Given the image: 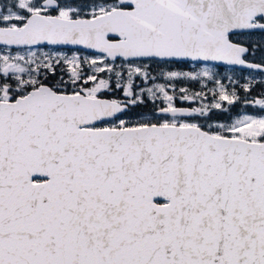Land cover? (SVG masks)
<instances>
[{
  "label": "snow or ice",
  "instance_id": "6c2138e0",
  "mask_svg": "<svg viewBox=\"0 0 264 264\" xmlns=\"http://www.w3.org/2000/svg\"><path fill=\"white\" fill-rule=\"evenodd\" d=\"M0 264H264V0H0Z\"/></svg>",
  "mask_w": 264,
  "mask_h": 264
}]
</instances>
